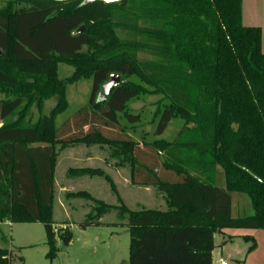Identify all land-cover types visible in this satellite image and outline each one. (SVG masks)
I'll return each instance as SVG.
<instances>
[{
  "label": "trees",
  "instance_id": "16d2710c",
  "mask_svg": "<svg viewBox=\"0 0 264 264\" xmlns=\"http://www.w3.org/2000/svg\"><path fill=\"white\" fill-rule=\"evenodd\" d=\"M8 0L0 7V221L41 223L46 257L68 245L71 232L54 233L53 177L59 152L75 145L108 149L115 166H128L130 181L153 186L165 209L130 210L111 206L88 192L68 193L92 202L81 228L100 225L116 208L126 216L129 264H211L214 236L226 229L264 230V53L261 30L241 20V0ZM133 14L144 22L134 38H120L115 18ZM84 25L85 30L72 35ZM127 30V29H126ZM83 47L86 52L80 55ZM140 52L151 59H141ZM75 66L60 79L57 65ZM110 74L120 83L99 98ZM136 76L139 82L130 80ZM92 80L88 102L61 127L55 117L66 109L65 86ZM145 93L165 100L156 132L173 118L183 126L173 141H133L117 113L130 124L138 115L127 102ZM48 115L26 120L36 102ZM13 115L17 118L10 119ZM224 187L215 185L216 168ZM101 176V169H74ZM246 195L250 215L233 217L230 193ZM120 201V200H119ZM247 253L256 248L251 236ZM12 251L0 247V264H12Z\"/></svg>",
  "mask_w": 264,
  "mask_h": 264
},
{
  "label": "rangeland",
  "instance_id": "374dc122",
  "mask_svg": "<svg viewBox=\"0 0 264 264\" xmlns=\"http://www.w3.org/2000/svg\"><path fill=\"white\" fill-rule=\"evenodd\" d=\"M8 0H0V7L4 6ZM115 23H121L115 29L120 38H134L136 31L132 28L144 26V22L133 14H121L115 18ZM127 29V30H126ZM87 47H83L80 55L86 52ZM141 59H151L152 57L144 52H140ZM75 66L67 63L57 65L58 78L64 79L73 74ZM133 82H139L136 76L130 78ZM92 80L90 77L81 78L76 82L65 86L66 109L55 117V126L61 127L63 122L69 119L79 108L84 106L89 99ZM12 95L0 91V100L11 98ZM165 100L159 93H145L130 99L126 104V111L129 114L138 115L139 121L130 124L123 113H117L120 124L126 129L129 137L136 142H153L155 140L173 141L183 126V120L173 118L169 121L161 133L156 132L158 123V111L162 110ZM55 104V98L46 99L39 111L36 102L28 107L26 120L35 122L40 114L48 115ZM13 115L10 119L14 120ZM1 124V122H0ZM75 150L90 152L100 156V161H89L84 158L72 157L68 150H64L58 155L57 165L53 181V230L55 235L68 229L71 232V241L64 245L57 240L59 252L51 261L46 257L48 248L45 244V230L39 223H14L11 226L0 225V247L8 248L12 251V264H129V230L126 216L120 217L116 208L110 209L102 214L100 225L81 228L87 214L92 212V202L80 197L67 196L64 189L68 191H85L94 199L111 206L124 204L130 210L141 208L165 209V202L162 195L154 188L150 187L151 193L143 195L144 188L135 186L134 193L130 187L119 178L114 167L115 160L108 158L106 147L77 145ZM109 166V167H108ZM94 167L101 168L112 177L117 188L115 194L110 184L100 176H72L69 175L70 168ZM128 172L129 169L124 168ZM121 171H119L120 173ZM124 174V172L122 173ZM224 173L221 167L216 168L215 185L224 187ZM231 213L233 217L250 215L251 204L246 195L232 192ZM120 199V201H119ZM2 231V232H1ZM251 229H226V234H216L214 236V248L212 250L211 264H253L250 263L257 253H247L250 241L244 236H253ZM263 236V235H262ZM262 248L264 238L259 237ZM11 243V245L9 244ZM263 243V244H262ZM10 245V246H9ZM261 248V247H260ZM261 254L263 250L261 249ZM259 253V251H258Z\"/></svg>",
  "mask_w": 264,
  "mask_h": 264
},
{
  "label": "crops",
  "instance_id": "0c3cea01",
  "mask_svg": "<svg viewBox=\"0 0 264 264\" xmlns=\"http://www.w3.org/2000/svg\"><path fill=\"white\" fill-rule=\"evenodd\" d=\"M241 3H242V5H241V20H242V24L244 26H247V27H258V28H260V30H261V49H262V52L264 53V0H241ZM79 145H81V144H79ZM79 145H77V146L79 147ZM75 149H76V146H70V147H67V148L61 150L59 152V154L61 152H63L64 150H68L69 153H70V156H72V157H79V158H84V160L102 162V160L100 161V159H101L100 156H98L97 154L93 153L94 150L90 151V152L89 151L88 152H85V151L82 152L80 150H75ZM57 158H58V156H57ZM56 165H57V160H56ZM56 165H55V169H54V175H55ZM113 166L115 167V165H113ZM82 168L101 169V168H97V167L96 168H94V167L93 168L92 167H78V168L74 167V168H72L71 167L69 169V173H70L69 175L79 176V175L74 174L72 172V170H74V169H82ZM110 168H112L114 171H116L117 175L123 181V183H125L127 186L130 187L131 193H134V191H133L134 187L137 186V185L132 184L131 181H130V176H129L130 175V169H129V167L128 166H122V167L116 166V168H113V167L110 166ZM124 168L129 169L128 172H125V170H121V169H124ZM101 170H103V169H101ZM119 171H121V172L119 173ZM104 172L106 173V171H104ZM123 172H124V174H122ZM80 176H88V175H80ZM88 177H94V176H88ZM110 178H111V180H112V182L114 184V181H113L112 177H110ZM53 181H54V177H53ZM114 186H115V184H114ZM138 187L144 188L143 195L146 193V196H148L147 193H151L149 188L153 187V186H138ZM115 188H116V186H115ZM155 189L157 190V188H155ZM63 191L65 193H67V194L68 193L69 194L70 193H75L74 191H70V190L68 191V189H64V188H63ZM116 192L117 193H115V194H118L117 188H116ZM150 196H153L152 193H151ZM150 196H148V197H150ZM162 198H163V196H162ZM52 218H53V212H52ZM99 222H100V219H99ZM13 224L14 223H10L8 221H0V225H2V226H11ZM39 224H41V223H39ZM251 231H253L252 232V235H253L252 237H253V239L256 242V248L252 251L253 253L250 255V257H253L256 253H257V255L254 257V259L252 258L250 263H253V264H264V254H261V252H260L261 249H262L263 253H264V247L262 248L261 242L259 241V237H263L264 238V230L251 229ZM223 232L224 233L222 235L226 234V230H224ZM9 244L11 245V243H9ZM1 248H4V247H1ZM5 249H10V247L5 248ZM258 251H259V253H258ZM211 257H212V253H211ZM224 264H227V263H224ZM244 264H246V262H244Z\"/></svg>",
  "mask_w": 264,
  "mask_h": 264
},
{
  "label": "water",
  "instance_id": "95a60500",
  "mask_svg": "<svg viewBox=\"0 0 264 264\" xmlns=\"http://www.w3.org/2000/svg\"><path fill=\"white\" fill-rule=\"evenodd\" d=\"M56 2H65L68 0H52ZM95 1H102L104 3H113L119 2L121 0H83L82 4H88ZM85 30L84 25H81L79 28L72 32V35H78ZM120 83V76L117 74H110L108 80L102 85V92L99 94V98L101 99L103 96L107 95L111 88L117 86Z\"/></svg>",
  "mask_w": 264,
  "mask_h": 264
}]
</instances>
